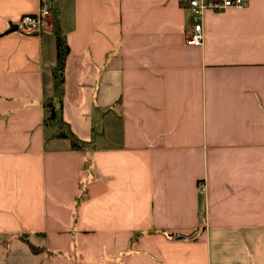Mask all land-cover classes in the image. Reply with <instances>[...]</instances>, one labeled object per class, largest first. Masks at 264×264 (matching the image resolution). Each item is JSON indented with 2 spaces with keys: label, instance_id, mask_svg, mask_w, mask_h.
<instances>
[{
  "label": "crops",
  "instance_id": "1",
  "mask_svg": "<svg viewBox=\"0 0 264 264\" xmlns=\"http://www.w3.org/2000/svg\"><path fill=\"white\" fill-rule=\"evenodd\" d=\"M43 1L0 0V264H264V0L197 48L187 0Z\"/></svg>",
  "mask_w": 264,
  "mask_h": 264
},
{
  "label": "built area",
  "instance_id": "2",
  "mask_svg": "<svg viewBox=\"0 0 264 264\" xmlns=\"http://www.w3.org/2000/svg\"><path fill=\"white\" fill-rule=\"evenodd\" d=\"M245 0H187L186 11L188 14V28L184 35V44L190 47H200L203 41L202 16L205 12H220L227 9H240ZM49 16V7L40 0L38 11L33 15L22 16L16 23V30L23 33H40L46 27V19ZM199 194H203L205 188L202 184L197 186Z\"/></svg>",
  "mask_w": 264,
  "mask_h": 264
},
{
  "label": "trees",
  "instance_id": "3",
  "mask_svg": "<svg viewBox=\"0 0 264 264\" xmlns=\"http://www.w3.org/2000/svg\"><path fill=\"white\" fill-rule=\"evenodd\" d=\"M56 47H57V53H56V64H57V67L58 69L60 70L61 69V66H62V62H63V58L64 56L66 55L67 53V48L65 46H63L60 42V40L58 39V37H56ZM59 82H60V78H59ZM46 109H47V112H48V116H47V121L49 122H54L56 123L59 127H64V130L60 133L57 134L58 137H62V138H66L69 140V143L71 145L72 148L74 149H78V148H81L82 146H84V143L78 141L70 132L69 130L67 129L66 126H63L62 123H61V120L59 118V113H60V107H55L54 105H52L50 102H48L46 104ZM86 163H85V168H86ZM83 197H84V191H83ZM81 196L80 199L83 198ZM80 199H77L76 201L78 202V200ZM28 248L31 252H36L38 251L36 248L28 245Z\"/></svg>",
  "mask_w": 264,
  "mask_h": 264
},
{
  "label": "water",
  "instance_id": "4",
  "mask_svg": "<svg viewBox=\"0 0 264 264\" xmlns=\"http://www.w3.org/2000/svg\"><path fill=\"white\" fill-rule=\"evenodd\" d=\"M16 31V26L15 25H10L6 33L14 32Z\"/></svg>",
  "mask_w": 264,
  "mask_h": 264
}]
</instances>
